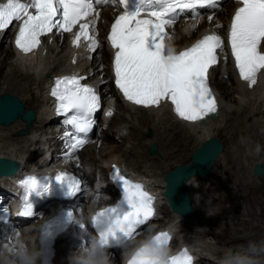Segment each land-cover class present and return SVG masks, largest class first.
<instances>
[{
    "label": "snow or ice",
    "instance_id": "snow-or-ice-1",
    "mask_svg": "<svg viewBox=\"0 0 264 264\" xmlns=\"http://www.w3.org/2000/svg\"><path fill=\"white\" fill-rule=\"evenodd\" d=\"M117 0H0V32L18 23L16 47L29 53L38 47L40 38L49 33H70L71 43H87L89 53H95L101 42L93 29L99 16L98 6ZM122 11L115 16L107 35L113 49L111 69L114 85L123 98L138 107H159L170 102L175 115L189 123L202 122L217 111V103L210 86V69L220 63L225 41L216 31L196 40L190 47L176 52L170 46L172 28L181 15L196 19L200 9H217L220 0H118ZM227 29V46L241 80L251 88L258 73L264 71V0H238ZM209 22L215 12L208 14ZM221 28L222 25L216 24ZM89 60L92 59L90 55ZM226 59V57H225ZM75 62V61H74ZM103 71V69H101ZM84 76L65 75L54 81L50 95L56 101L57 115L74 130L66 133L64 156L73 158L87 142L102 108L98 87L83 83ZM100 83H107L101 77ZM111 115V113H108ZM34 176L23 181L26 191L37 196L50 193V186ZM66 196L80 191V181L68 172L55 177ZM110 179L118 185V202L101 209L91 217L92 225L101 239L93 244L92 252L104 254L111 243L120 245L132 239L138 229L155 215L154 197L140 183L133 182L113 165ZM42 189V191L38 190ZM19 215L32 217L34 207L25 203ZM74 216L68 210L65 223ZM78 222V221H77ZM83 227V225H81ZM45 237L53 236L48 230ZM123 238V239H122ZM171 237L159 232L135 249L126 264H194L186 250L173 255L166 251Z\"/></svg>",
    "mask_w": 264,
    "mask_h": 264
},
{
    "label": "bare ground",
    "instance_id": "bare-ground-1",
    "mask_svg": "<svg viewBox=\"0 0 264 264\" xmlns=\"http://www.w3.org/2000/svg\"><path fill=\"white\" fill-rule=\"evenodd\" d=\"M226 5L229 8H227ZM224 7H226L225 10ZM234 7L235 5L231 2H224L219 7L220 10L214 11L215 19L211 22H209L207 19L208 14H210L211 12L203 14L201 19H195L194 21H192L188 17L179 19L175 23V25L169 29L172 37L169 41L170 46L176 50L181 46L190 44L194 40L200 38L203 34L209 33L211 31H216L220 34L222 28L228 25V18ZM98 11L99 16L96 18L97 23L94 31L101 44L99 47L100 50H97L95 53H89L87 51V46L82 47V45H79L72 47L70 37L68 35H65L62 36L61 39H59V37H54L53 41L49 43L45 41L40 51H36L26 55H17L12 48L13 33H9L8 41L10 42V45L4 44L3 36L0 37V94L7 93L15 95L20 101L23 102V109L32 108L35 112L34 119L30 121L28 125H26L19 116L8 125L0 124V142H6L10 144L5 148L0 147V155L17 158L21 163V167L23 169H26L40 154L38 149L39 143L42 140L41 137H39L41 133H49V137H45V139H53L55 142H58L56 134L58 130L55 129L57 127V123L53 122L52 120L55 115L53 109L48 106L44 98L45 91L43 89L46 78L43 74L46 73L48 75L54 76L59 75V73L63 71L72 72L77 70L79 71V74L87 77V79H85L84 81L91 83L95 87H98L101 94L109 91V96H112V104L110 108V110L112 111L111 115L108 118H103L102 116L98 115L99 124L96 125V129L90 136V138H95L93 140L95 142H92L93 144L91 142H88L81 149H79L80 151L78 153V165L76 166L75 163L72 165V167H76L79 171L82 180L81 185L87 184L89 182V177L92 176L93 182H91L90 186L88 187L90 191L92 190V187L96 185L98 186V192L107 190L106 186L103 184L104 181L102 179L100 180L94 178L95 170H107L109 165L108 163L111 161H116L124 163L133 171V173L140 176V173L143 172L139 170L137 166L136 168H134L135 166H133V163L135 162L131 163L130 165V160L127 159L133 158V156L138 158H142L145 156L146 160L154 159L155 164L159 162L157 166H151L152 169L148 170V172L146 173L152 177L153 181L156 184L157 190H159L161 194H163L162 191L164 188V173L172 168L173 165L178 164L180 161H186V163L189 162L190 154L192 153V151L196 147H198L206 138L215 135L216 137L227 136L229 140L232 141L231 143H233V146H231V149L229 151H231L233 148H238V152L240 155H238L237 152L236 155L237 157L241 156L243 160V162H238L237 159V161L233 162L234 164L231 168L235 172L234 188L237 189L236 191H245L250 188V182H252V179H255L252 177L253 173H250L251 166L252 163L256 161L262 163L263 173L255 177H257L264 185V132L260 130V140L257 141L262 144V148L260 147L261 153L257 154L258 156H256V153L251 154L250 150H248L250 149V142H252L253 140H250L243 145L240 144V133L239 127L237 126L239 121L247 120L249 119V117L252 118L250 115L247 116V113L251 114L254 106L258 103V113L262 114L264 119V71L259 81H257L256 84L250 88L247 83L239 80L238 76L235 74L232 67V62L228 54L225 52L221 53L220 63L216 67L212 68L209 74L211 85L213 86L217 94L218 114L214 119L208 120L203 125L186 123L182 120H179L171 112L169 106L161 105L155 108H144L138 106L135 107L125 101L114 97L113 95L115 94L110 86L108 63L112 50L107 46L105 42L104 30L109 28V26L111 25L112 19L117 13V10L113 6L107 5L104 7H99ZM223 11H225V17H222V15H219L218 13L216 14V12ZM216 24H220L222 25V27L217 29L215 27ZM101 48H103V50ZM90 55L92 56L91 60H89L88 58ZM106 55L109 56L108 59ZM102 64L104 66L101 68ZM101 69H103V71H101ZM101 77H103L104 80L107 81V83L102 85L100 83ZM259 86H261V89L258 91ZM3 105L5 107H10L11 103L7 102V104L5 103ZM3 105H0V115L5 118L3 115L6 111H4L5 107ZM116 110L121 111V113H116ZM102 123H104V126H100V124ZM110 123L111 125H109ZM26 128L27 132L22 133L23 129ZM147 128L151 129V134L148 136L142 134V137H139V130H144ZM262 130H264V128ZM36 134L38 136L36 138H33L32 135ZM128 134L131 136V140L128 141L129 146L124 145L123 148H121V146L115 144L105 145L104 142H100L102 147H98L97 145L99 140H105L107 137H125ZM124 142H122L121 144H123ZM151 142H153L157 148L158 152L155 154H149L148 152L147 147ZM13 144H15V147H10ZM188 145L190 146L188 148V151L186 152V155L182 154L179 158L169 162L163 168L161 167V161L163 162L165 159L171 157V155H173V153L177 150L184 151V149L188 147ZM144 146H146V152H141L140 150ZM256 148L258 149L257 146ZM225 149L226 148L224 146L223 150L215 159L210 174L205 178L207 181L212 180L217 175L212 172L214 171V167L216 165L215 163H219L220 159L225 158L226 152H229L228 150L224 152ZM235 149L234 153L235 151H237ZM131 150L136 151L133 153V151ZM85 151H87V153H84ZM80 153L81 156H79ZM127 153L131 154L132 156H128ZM185 156L187 157L186 160ZM228 156V159H233V155L231 156L229 154ZM245 162L250 165L249 171H246L245 169V167H247V165H245ZM91 166L95 168L91 169ZM216 178L221 179V177ZM205 179L191 177L187 180V185L191 194L192 205L195 211L192 224H183L179 216L175 212L171 211L167 205L161 206L159 212L162 216H167L166 220H173L175 218H178L179 221H176L175 224L176 226H178L177 231L180 234L183 233L186 235H193L195 240L200 241L204 245V250L206 251L205 255L212 256L214 253L219 251L218 249L220 248V246L218 247V249L212 248L218 243V241H214V243L216 244H213L212 241V243L209 242L210 239L208 238L212 235L211 231H199V228H201V226H204L205 223H208L209 221L216 224L214 219L204 218V210H202L203 205L199 201V196L201 198L200 200H202V197L201 194H196L197 186L199 184L201 185V183ZM253 188L255 191L258 189L257 187ZM214 193L215 191L213 192V196ZM239 196L241 197L239 198L237 195L235 196V192L233 193V191L231 190L227 191V197H229L230 199L235 198V201L233 202L234 204H232L233 206H237L240 200H246L249 198V195H245L243 193H241ZM0 197L3 198V196ZM162 198L165 202V198L163 196ZM256 204V208H258L259 210L258 215L264 216L262 211L264 210V202H257ZM253 212L255 216L257 211L254 210ZM173 215L177 217H173ZM28 219L29 218H27L26 220ZM37 219L38 218H36L33 222L31 221L30 226L26 225L21 227L22 225L26 224H22L23 222H25V220L20 222L16 218H14V216L11 217V232L15 233L18 231V233H16L15 235V240L23 243V246L25 243V246L27 247V255L25 257V260L27 259V262L29 261V264H34L33 255L30 252V242H26L27 237H22V234L25 233V229L27 228L28 232H30V236H28V240L30 241L34 232V224ZM152 223H154V221H150L148 223V226L143 227V229H141V233H144L146 230H148ZM164 224L165 222L162 225ZM234 224V220H225L223 223V225L226 227ZM249 224L250 223H248V225ZM260 228L261 226L257 224L251 225V227L245 229H247L248 233H252V236L250 237L252 239H255V233L260 230ZM8 229L9 228H4L0 230V235L3 236V234L7 232ZM57 240V255L64 261L62 264L67 262L68 264H81L82 262V264H94L92 263V261L94 260L95 264H110L109 260L111 258H113L114 260H112L111 264H118V262L121 260V251L114 254L111 252L112 250H104V254L100 255L99 253L90 252L89 249L86 250L85 248H80L78 249V251L80 250L81 253L79 251L74 256L72 253L68 255L67 250L65 251V253L63 252L64 249L61 247V245H67L68 248L72 249L78 246L77 242L69 241L68 243H66L68 239L64 235H62ZM3 245L4 241L1 243L0 248ZM235 247L237 246L234 244L226 245L222 246L221 250ZM243 247H237L236 249ZM252 249H260V246L256 248L252 247ZM77 255L79 256L76 261Z\"/></svg>",
    "mask_w": 264,
    "mask_h": 264
},
{
    "label": "rangeland",
    "instance_id": "rangeland-1",
    "mask_svg": "<svg viewBox=\"0 0 264 264\" xmlns=\"http://www.w3.org/2000/svg\"><path fill=\"white\" fill-rule=\"evenodd\" d=\"M226 4H228V3H226ZM227 8H229V7L227 6ZM225 9H226V7H224V10ZM218 10H220V9H217L215 11H218ZM224 12L225 11L216 12V14L218 13L219 15H222V17H225V15H224L225 13ZM191 20L194 21L195 19H191ZM9 33L10 32H7L3 36L4 44H7V45H10V42L8 41L9 40ZM101 49L103 50V48H101ZM98 50H100V49H98ZM108 58H109V56H107V59ZM103 66L104 65L102 64L101 68ZM260 81H262V80H260ZM260 89H261V86L258 87V91ZM258 112H259V103L254 106L253 111L251 112V114L247 113V116L250 115L252 118L249 117V119H247V120L239 121L240 123L238 122V125H237L239 127V133H240V135H239L240 144L243 145L244 143H246V142H248L250 140H253L252 142H250L251 143L250 146H249L250 149H248V150H250L251 154L252 153H254V154L256 153L255 154L256 156H258L257 154H259V152L261 151L260 147L262 145L257 140H260V138H259L261 136L260 132L261 131L264 132V130H262L264 128L263 115L258 113ZM116 113H121V111L116 110ZM262 121H263V123H262ZM98 124L99 123L97 122L96 125H98ZM109 125H111V123ZM100 126H104V123L100 124ZM150 131H151V129H150ZM139 133H140L139 137H142V134L147 136L146 135V129L139 130ZM130 137L131 136L129 134L127 136H125V137H122V136H119V137H107L105 140H99L97 145H98V147H102L100 142H104L105 145L115 144V145H119V146H121V148H123L124 145L125 146H129L128 145L129 144L128 141L131 140ZM217 137L219 138L220 136H217ZM240 137H241V139H240ZM94 139H95L94 137H91L90 138L91 141H89V142H91V143L93 142L94 143L95 142V141H93ZM219 140L222 142L223 147L225 146V148H226L224 150V152H226L227 150L229 151L231 149V146H233L232 145L233 143H231L232 141L229 140V138L227 136L226 137H220ZM122 142H124V143L121 144ZM256 142L260 144L259 147H258ZM8 145H10V144L6 143V142H0V147L1 148L2 147L5 148ZM14 145L15 144L11 145L10 147L14 148L15 147ZM189 146L190 145H188V147H186L184 149V151L183 150L182 151L181 150H177L178 152L175 151L176 153L174 152L173 155H171V157L165 159L163 162L161 161V164H160L161 167L163 168L169 162L173 161L174 159L179 158L180 155H182V154L186 155V152L188 151ZM256 146L258 147V149L256 148ZM234 149L235 148H233L229 152H226L225 158L224 159H220L219 163H215L216 165H215L214 171L212 173H215V175L216 174L217 175L212 180H209V181H207L206 179L203 180L202 183L200 182L201 185L199 184L197 186L196 194L197 195L201 194V197H202V200H203V201L200 200L201 198L199 196V201L203 205V206L202 205L201 206L203 207L202 210H204V214H203L204 218H206V219L207 218L208 219H214L215 222H216V224L213 223V222H210V221L208 223H205L204 226H201V228H199V231H202V232L203 231H211L212 235L208 238V239H210L209 242L212 241L213 244H216V243H214V241L215 242L218 241V243L215 246L212 247L213 249H218L219 246L221 248V246L233 245V244L236 245L237 247H243L244 246V247H247V248H252V247L256 248V247L260 246V249H257V250L250 249V250L256 251L261 256H264V216H259L258 215L259 210H258V208H256L257 207V204H256L257 202H264V185L261 183V181L257 177H255V175H253L252 177L255 178V179H252V182H250L251 186H250L249 189H247L245 191H236L237 189L234 188V186H235L234 185L235 184L234 183L235 172L231 168L233 167V164H234L233 162L237 161V159H238V162H240V161L243 162V160H242L241 156H238L239 157L238 158L237 155H236L237 153H238V155H240L239 152H238V148L235 149V150H237V151H235V153H234ZM145 150H146V146H144L140 151L141 152L142 151L146 152ZM79 151L80 150H78V152L76 154L77 158H78ZM131 151H133V153H134L136 150L135 151L131 150ZM84 153H87V151H85ZM229 154L231 156L233 155V157H232L233 159L232 160H230L231 158L228 159L229 158V156H228ZM127 155L128 156H132L129 153H127ZM79 156H81V153L79 154ZM235 158H236V160H235ZM186 159H187V157L185 156V160ZM127 160H130L129 161L130 165H131V163L135 162V163H133V166H135L134 168H136V166H137L139 168V170H141L142 172H148V170L152 169V167L157 166L158 163H159L158 162L157 164H155V160L154 159L153 160L152 159L146 160L145 156L142 157V158L141 157L138 158V157L133 156V158H128ZM224 160H225V162H224ZM247 160H249V159H247ZM158 161H160V160H158ZM76 162L77 161H75V164H76ZM78 162H79V159H78ZM180 162H186V161H180ZM251 162H252V159H251ZM153 163H154V165H153ZM245 165H247V167H245L246 171H249L250 170V168H249L250 165H248L247 163ZM88 168H90V167H88ZM92 168H95V167L91 166V169ZM104 171L105 170H101V171L98 170V169L95 170L94 178L101 180V175L103 174ZM157 172H159V171H157ZM216 177H218V178L221 177V179L220 178L217 179ZM88 181H89V183L93 182L92 181V176L89 177ZM198 187H200L201 189L198 188ZM253 187H257L258 189L255 191ZM228 190L233 191V193L235 192V196L237 195L239 198L241 197V196H239L241 193H243L245 195H249V198L246 199V200H240L238 205H237L238 207L237 206H233L232 204H234L233 202L235 201L234 200L235 198L234 199H230L229 197H227V191ZM214 191H215V193H214V196H213V192ZM253 192H255V193H253ZM254 202H256V203H254ZM218 204H223V205H218ZM206 209H207V212H209V213L206 212ZM230 209H231V211H230ZM254 210L257 211L256 212L257 216L256 215L254 216V214H253ZM262 211H263V215H264V210H262ZM165 216L166 215H163V216L160 215L157 219L152 220V221H154V223H152L150 225V228H148V230L156 228V227H159L160 225H162L165 222V219L167 217V216L166 217ZM36 218H38V216H36L34 214L28 220H25V222H23L22 224H25V223L26 224L22 225L21 227L26 226V225L30 226L31 221L32 222L35 221ZM225 220H234L235 224L234 225H229V226L226 227V226L223 225ZM248 223H250V224L252 223L251 225H257L258 224L259 226H261L260 230H258L255 233L256 234L255 235V239H252L250 237V236H252V233H248L247 229H245V228L251 227V225L250 224L248 225ZM11 228H12V226H10L8 231L5 232L3 234V236L0 235V245H1V243L3 241H4V245H5V247L3 245L0 248L1 249L0 250V264H29V261L27 262V259L25 260V257L27 255V247L25 246V243H24V246H23V243H20L19 241L15 240V238H16L15 235H16V233H18V231L15 232V233H12L11 232L12 231ZM225 230H227V231H225ZM5 234H6V236H5ZM24 236L27 237L26 242L29 243L30 241L28 240V238H29L28 236H30V232H28L27 228L25 229V233L22 234V237H24ZM63 245L64 244L61 245V247L64 249L63 252L65 253V251L67 250L68 251L67 252L68 255H70L72 253L73 256H74L75 254H77L80 251V250L78 251V249H79L78 247L70 249V248H68L67 245H64V246ZM104 250H112L111 252L115 254V253L121 251V246H115V247L104 249ZM80 253H81V251H80ZM78 256L79 255L76 256V261H77ZM110 257H112V256H110ZM112 260H113V258H111L109 260L110 264L112 263ZM92 263L95 264V260L92 261ZM65 264H68V262L65 263ZM77 264H79V263H77Z\"/></svg>",
    "mask_w": 264,
    "mask_h": 264
},
{
    "label": "water",
    "instance_id": "water-1",
    "mask_svg": "<svg viewBox=\"0 0 264 264\" xmlns=\"http://www.w3.org/2000/svg\"><path fill=\"white\" fill-rule=\"evenodd\" d=\"M10 102V107H5L3 104ZM0 105L4 106V117L0 115V124L8 125L18 116L25 122L26 125L34 118L32 108L23 109V102L15 95L3 93L0 94ZM27 132V128L23 129L22 133ZM147 134L150 130L147 129ZM222 149V143L216 136L206 138L198 147L190 154L189 162H179L172 168L167 170L163 175L164 189L163 195L171 210L176 211L185 224L193 222L194 210L191 202L190 191L187 185V179L196 177H205L208 175L211 165ZM150 152H155L156 148L153 143L150 144ZM17 168V162L0 158V172L4 174H12ZM255 173L262 172L261 164L256 163L253 166Z\"/></svg>",
    "mask_w": 264,
    "mask_h": 264
}]
</instances>
